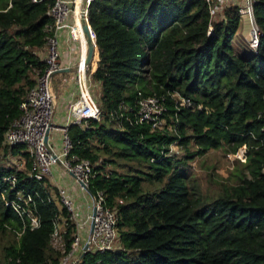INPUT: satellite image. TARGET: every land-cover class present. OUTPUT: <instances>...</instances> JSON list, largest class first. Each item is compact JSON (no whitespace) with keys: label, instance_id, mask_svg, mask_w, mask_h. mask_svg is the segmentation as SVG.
Returning a JSON list of instances; mask_svg holds the SVG:
<instances>
[{"label":"trees","instance_id":"obj_1","mask_svg":"<svg viewBox=\"0 0 264 264\" xmlns=\"http://www.w3.org/2000/svg\"><path fill=\"white\" fill-rule=\"evenodd\" d=\"M47 4L9 0L0 6V237L5 264H57L50 247L59 210L45 188L29 176L33 160L25 147L8 150L4 133L20 115L36 70L37 51L51 24ZM207 0H94L89 25L98 49L93 80L100 86L99 121L70 126L72 155L94 165V189L103 191L117 213L118 249L86 253L78 264H264V0L253 16L258 45L236 55L232 40L240 21L236 7L212 20ZM209 26L212 27L208 34ZM242 42V41H241ZM240 44V42H239ZM238 44V45H239ZM165 98L168 131L130 124L119 114L137 99ZM178 98L190 100L181 105ZM171 145L184 153L170 156ZM246 147L249 178L221 185L210 203L196 198L185 171L187 159L224 148ZM116 150V152H113ZM8 151L24 167L4 166ZM135 161L140 169L104 173L107 157ZM14 175L16 188L4 178ZM146 184V185H145ZM94 191L93 188H91ZM31 194L40 225L22 230L5 202L16 192ZM65 214V211L61 212ZM68 236L72 233L68 232Z\"/></svg>","mask_w":264,"mask_h":264},{"label":"built area","instance_id":"obj_2","mask_svg":"<svg viewBox=\"0 0 264 264\" xmlns=\"http://www.w3.org/2000/svg\"><path fill=\"white\" fill-rule=\"evenodd\" d=\"M33 4H47V15L51 24L46 27L47 36L44 46L37 51V56L44 67L36 70L35 83L30 88L20 107V115L13 120L4 133L3 146L8 150L25 147L33 160V169L29 176L44 187L46 179L51 176V168L59 163L66 174L73 177L77 188L79 203L74 195L61 187L56 188L62 211L54 220L53 232L50 237V247L58 255L57 264H78V258L87 245L86 253L103 254L118 249L117 213L107 206L103 191L94 189L92 180L95 176L94 165L70 153L71 143L67 131L70 126L85 127L89 121H99L101 111L90 93L91 71L87 62L88 48L91 44V27L89 25V10L94 0H30ZM210 3L212 20L223 19V11L236 7L239 21L242 23L244 36L253 49L258 45V28L253 16V6L257 0H207ZM87 29L85 31L84 29ZM212 27L209 26L208 34ZM66 31L70 43L78 46L79 56L75 68L76 90L78 99L69 107V120L62 132V147L55 153L49 146L48 137L54 129L53 123L55 102L51 92L52 77L66 70L60 62V35ZM40 53H43L40 55ZM181 105L190 107L191 102L178 98ZM165 98L162 96H147L137 99L135 108L122 106L119 117L134 125L150 124L151 129L164 132L166 126ZM47 137V138H46ZM171 145L170 156L172 153ZM243 159L245 162L246 147ZM11 190L16 188L17 179L14 175L4 178ZM94 191H92V189ZM33 197L31 194L16 192V198L5 202L22 221L21 232L14 231L19 237L26 228L34 230L39 227V217L33 212ZM65 211V214L61 212ZM70 236L67 237L68 231ZM84 254V255H85Z\"/></svg>","mask_w":264,"mask_h":264},{"label":"rangeland","instance_id":"obj_3","mask_svg":"<svg viewBox=\"0 0 264 264\" xmlns=\"http://www.w3.org/2000/svg\"><path fill=\"white\" fill-rule=\"evenodd\" d=\"M8 1L9 0H0V6H5ZM244 36H247V34L245 33L242 23H240L239 28L232 40V44L235 46L234 49L236 55L243 57L251 54V51L243 48V42L248 44ZM68 78L69 75L67 73L61 74L59 76V80H56L54 77L50 82L51 89L55 90L59 84L64 85L65 81L63 80ZM98 91L99 89L96 87H92L90 89L93 99H96L98 96ZM244 150V147H242L238 149L234 155H232L227 150L222 148L210 150L205 155L196 156L193 159H187L181 168L186 173L187 182L189 183L190 189L192 191V188L198 190V194L194 193V196L196 198H200V200L204 203H210L218 197L221 190V185H235L239 182V179L242 176L249 178L246 169L242 165L245 163L243 159ZM113 152H116V150ZM172 153H174V156L177 158H182L184 156V153L175 146L172 147ZM100 155L101 160H105L108 157L113 161V163H107L104 173L109 174L110 172H114L115 174L123 175L125 173H134L136 170L140 169V165L135 161L112 157L111 155L103 154L102 151H100ZM1 160L6 167L18 166L17 169L24 167L23 161L16 162L17 156L13 158V154H9L7 159L2 157ZM56 193V190L53 189L54 199L59 203V209L62 211L59 196ZM6 243V239L0 237V264H5L3 261V256L5 255L4 247L6 246Z\"/></svg>","mask_w":264,"mask_h":264},{"label":"crops","instance_id":"obj_4","mask_svg":"<svg viewBox=\"0 0 264 264\" xmlns=\"http://www.w3.org/2000/svg\"><path fill=\"white\" fill-rule=\"evenodd\" d=\"M59 40H60L59 42L60 62H61V65L66 68V70L55 74L52 77V79L55 77L56 80H59V76L64 73H67L69 75V78L66 80H63L65 81L64 85L59 84V86H57L55 90L51 89V92L54 96V102H55L53 123L57 129H54L53 131H51L48 137V143H49V146L53 148L55 153L60 152L62 144H63L62 132L59 130V128H63L66 126L68 120L70 119L69 118V107L71 106V104H73V102L76 99H78V92L76 90V81H75V68H76L77 59L79 56V49L76 44L70 43V38L67 35L66 31H63L61 33ZM91 44L93 46V54L91 56V59L89 60V68L91 71L90 89L92 87H96L99 89L98 96L96 97V99H94L97 102L100 97V86L98 83H96L93 80L92 74L97 69V63H98L99 57H98V49H97L96 41H95V35L93 31H91ZM41 54L43 56V53H40V55ZM9 154H11V151L10 152L8 151L4 159H7L9 157ZM15 156H17L16 162L23 161V158L20 157L19 155H13V158ZM57 187L67 189L71 195H74L75 202L77 204L79 203V200H78L79 197L77 196V188L75 186L73 177L66 174L62 166L59 163H56L51 168V176L46 179V182L44 183V188L49 194L50 199L57 206L58 210H60L59 203L55 201L54 195H53V189L56 190Z\"/></svg>","mask_w":264,"mask_h":264},{"label":"water","instance_id":"obj_5","mask_svg":"<svg viewBox=\"0 0 264 264\" xmlns=\"http://www.w3.org/2000/svg\"><path fill=\"white\" fill-rule=\"evenodd\" d=\"M84 30L87 31L86 28ZM92 54H93V46L90 45L89 48H88L87 62L91 59ZM86 249H87V245L84 246L83 251L81 252V254H80L79 258H78V261H80L83 258Z\"/></svg>","mask_w":264,"mask_h":264}]
</instances>
